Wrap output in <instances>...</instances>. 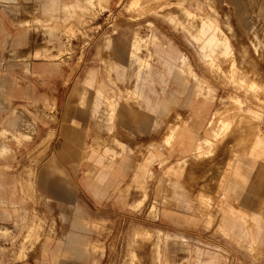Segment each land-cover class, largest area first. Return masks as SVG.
I'll use <instances>...</instances> for the list:
<instances>
[{
	"label": "rangeland",
	"instance_id": "1",
	"mask_svg": "<svg viewBox=\"0 0 264 264\" xmlns=\"http://www.w3.org/2000/svg\"><path fill=\"white\" fill-rule=\"evenodd\" d=\"M81 1L65 13L64 20L57 21V28L49 31V26L32 18L39 7L37 0H0V88L15 94L5 98L0 93V175L7 188L1 195L8 199L5 207L9 214L1 216L4 213L0 207V264H41L44 241L50 238L53 245L64 241L72 229L76 208L103 226L100 235L91 234L103 246L96 264H206L208 257H218L217 264H264V252L249 251L218 231L216 204L217 182L220 175L224 180L225 163L228 172L234 150L241 151L235 148L241 143L235 138L236 131L240 132L249 122L257 126L259 137L264 130V0H171L170 5L147 0H110L102 6ZM60 4L51 7L59 8ZM183 4L194 14L186 11ZM166 13L172 15L169 20L163 16ZM195 14L216 20L229 37L233 53L228 45L225 53L218 52L219 29L213 28L208 18ZM23 20L29 21L24 27L25 47L13 43ZM183 30L192 32L196 45ZM133 31L140 39L139 55L147 58L143 62L145 67L152 64L164 72L158 57H165L166 49L149 43L155 32L162 43L170 42L186 56L195 75L202 79L194 78L199 89L211 87L212 101L206 116L219 105L220 108L206 127L207 118L203 119L197 137H202L203 142L214 131L215 139L195 155L179 139L170 147L149 148L150 142H161L163 133L145 131L150 119L144 109L124 119L123 123L135 130L132 134L116 120L108 130L104 106L93 114L99 89L106 97H114L117 108L134 106L131 96L136 67L127 70L130 81L120 71L109 69L107 61L114 55L106 48L110 41L116 50L128 51ZM207 32L213 35L212 42L206 41ZM39 47L49 54L43 57L56 59L59 69L25 74L19 58ZM197 50L208 56L202 61ZM35 57L41 55L37 53ZM182 65L185 67V63ZM91 70L95 72L94 80L88 86L84 81ZM11 78H16L19 86L9 84ZM19 90H25L27 97L20 98ZM83 94L82 104L79 99ZM202 100L201 96L193 97L192 102L195 105ZM190 116L186 95H178L170 122L183 128ZM14 117L18 118L17 131L28 139L17 141L14 131L1 133V129L8 127L6 121ZM220 120L226 123L218 125ZM116 141L144 157L156 150L155 161L149 165L153 179L147 183V196L139 205L141 196L135 189L123 206L114 198L98 200L85 183L82 166L94 164L86 157L92 152L104 156L110 150L119 151ZM258 142L259 147L264 143L260 138ZM184 157L187 166L177 180L186 183L189 209L171 185L174 177L166 174L168 166L176 165ZM163 158L166 163L161 165ZM51 161L67 176L69 200L54 191L48 176ZM160 179L161 194L155 199ZM251 184L249 181L247 186ZM141 190L144 193V188ZM153 206L156 212L151 211ZM164 206L186 218L164 217ZM57 264H92V259L61 258Z\"/></svg>",
	"mask_w": 264,
	"mask_h": 264
},
{
	"label": "crops",
	"instance_id": "2",
	"mask_svg": "<svg viewBox=\"0 0 264 264\" xmlns=\"http://www.w3.org/2000/svg\"><path fill=\"white\" fill-rule=\"evenodd\" d=\"M13 1V0H6ZM132 0L131 3H133ZM154 1L161 4L170 5L171 0H147ZM179 1V0H178ZM39 7L36 9L35 15L32 17L34 20L43 22L49 28V31L58 27L57 21L64 20L65 13L72 8L76 7L81 0H37ZM59 8L51 7L60 3ZM43 3L50 6L43 7ZM104 5L109 4L110 0H87L86 4L92 6L93 4ZM184 6V4H183ZM184 9L189 11L185 6ZM198 9H200L198 7ZM190 12V11H189ZM29 13V12H27ZM191 14H194L190 12ZM31 14V13H30ZM199 17L208 18V22L213 28H218L219 33L216 36L217 43L219 45L218 52L225 53L228 45V49L233 53L232 45L229 37L220 29L216 20L206 16L197 15ZM167 20L172 16L171 13L163 15ZM28 20H23L19 23L18 30L13 37V43L16 46H26V33L24 29ZM170 22V21H169ZM177 24V23H176ZM187 27L186 29H188ZM185 31L190 37L191 42L196 45L193 39V34L189 30ZM2 32L7 34V31L2 29ZM206 41L212 42L214 40L213 35L207 32ZM8 35V34H7ZM133 41L130 44L128 51L116 50L114 46L107 42L106 48L111 50L113 57L107 61L109 69L120 71L129 81L132 79L131 74H128L127 70L136 67L135 87L132 93V100L134 106L128 105L127 107L117 108V103L112 98L106 97L102 89L97 90L93 103V114L96 115L101 107H105V122L108 126L107 129L115 120L118 121L122 127L128 132L135 133V130L126 126L123 122L129 115L137 112L138 109H144L146 116L150 119L149 125L145 128L147 132L163 133L161 142L152 141L148 144L149 148L160 149L162 146H171L173 142L178 139L181 141V145H187L189 150L195 155L196 151H199L203 145H207L215 138L213 132L203 142L202 137H197V134L201 130V122L207 118L205 127L215 112L220 108V105L216 108L214 113L207 117V108L212 101L210 98L211 87L207 89H199V85L195 84V80L201 79L195 75L190 65L187 63V58L184 54L174 49L170 42L168 44L162 43L161 39L155 32L150 35L149 43L156 46L158 49H166L164 52L165 57H158V63L164 69V72H160L158 69L153 68L151 64L149 68L145 67L143 62L147 58H143L139 55L140 52V39L136 32L133 31ZM207 41V42H208ZM214 42V41H213ZM139 47V48H138ZM167 47V48H165ZM137 48V50H136ZM197 48V46H196ZM202 61L208 56V53H204L197 50ZM39 53L41 57H35ZM46 53L44 48H35L32 52L24 53L18 60L20 67L25 74H34L36 72L45 73L57 71L59 69L56 59L52 60L43 57ZM49 55V54H47ZM55 56V55H52ZM204 58V59H203ZM180 61L181 64L177 65L176 62ZM185 63V67H183ZM205 63V62H204ZM184 70V71H183ZM95 72L91 70L86 77L84 84L91 86L94 80ZM189 75H192L190 77ZM202 80V79H201ZM204 81V80H203ZM206 82V81H204ZM9 84L19 86L16 78H11ZM158 84V85H157ZM178 87H180L178 89ZM17 89V88H16ZM0 93L5 98H12L15 96L13 90L5 93L0 88ZM20 98H26L27 92L19 90ZM186 95V103L190 106L191 116L187 124L180 128L178 124L171 123L169 120L170 114L177 105V96ZM203 97L201 102L193 104V97ZM79 102L82 104L85 102V94L80 95ZM14 109H12V114ZM226 123L223 120L218 122ZM18 118H10L6 121L7 128L1 129V133H13L14 138L17 141L28 139V137L21 132L17 131ZM248 124V125H247ZM245 128L237 132L236 140H240L239 147L241 151L234 150V158L232 159L228 172L226 171V163L224 166V180L222 175L219 176L217 182V194L219 198L216 199L217 213L219 217V223L217 226L218 231L226 238L233 240L238 245L245 249L252 251L256 254H262L264 252V130H262L261 137L257 126L252 122L247 123ZM204 127V128H205ZM203 128V130H204ZM215 135V134H214ZM219 134H216V136ZM120 147L119 151L110 150L109 155L100 156L95 152L86 159L94 162L93 166L87 167L83 165L84 180L87 187L91 190V193L98 199L114 198L121 205H125L127 197L130 195L132 189H135L140 194V200L137 203L139 205L147 196V183L153 179V173L149 168L151 162L155 161V151H149V157L137 155L133 150L126 147L123 143L116 141ZM106 150L105 154H107ZM166 163V159L163 158L160 161L161 165ZM186 159L182 158L176 165L168 166L166 168V174L173 176L171 181L172 187L176 190V195L180 197V202L184 207L191 208L189 197V191L187 190L186 183L183 180H177V177L186 168ZM48 176L52 178V184L55 193L62 199L69 200L67 176L64 171L59 168L53 161L49 163ZM252 182L250 186H247L248 182ZM162 179H160L156 185L154 196L155 199L160 197L161 194ZM144 188V193L141 190ZM6 185H4L2 177L0 175V207L3 210L1 216H8L5 204L8 203V199L1 194L6 191ZM192 195L195 197L194 193ZM10 194H8V197ZM260 197H263L260 199ZM61 199V200H62ZM196 201V200H195ZM164 202V205L167 203ZM197 202V201H196ZM198 204V202H197ZM156 212V207L153 206L151 211ZM197 209L202 210L197 206ZM73 218L72 229L65 235L64 241H59L53 245L50 238H46L43 247H41L43 260L41 264H57L61 258H75L78 260L87 261L92 259V264L98 262L97 255L103 253L102 243L98 239H92L91 234H101L103 226L101 223L90 220L87 216H83L78 208L75 210ZM162 215L166 218H176L177 220L185 219L183 213H177L170 211L166 206L162 209ZM207 221L209 224L208 217ZM167 260V258H165ZM217 259H210L208 257L206 264H217ZM200 262V260H197Z\"/></svg>",
	"mask_w": 264,
	"mask_h": 264
}]
</instances>
